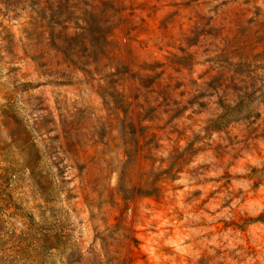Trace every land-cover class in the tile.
<instances>
[{"label":"rangeland","instance_id":"rangeland-1","mask_svg":"<svg viewBox=\"0 0 264 264\" xmlns=\"http://www.w3.org/2000/svg\"><path fill=\"white\" fill-rule=\"evenodd\" d=\"M0 208V264H264V0H0Z\"/></svg>","mask_w":264,"mask_h":264},{"label":"trees","instance_id":"trees-1","mask_svg":"<svg viewBox=\"0 0 264 264\" xmlns=\"http://www.w3.org/2000/svg\"><path fill=\"white\" fill-rule=\"evenodd\" d=\"M100 27H101V25H100ZM101 29H103V27H101ZM101 31H102V30H101ZM104 36H105V38H104ZM108 37H109V36H108ZM108 40H109V39H108ZM108 40H107V36H106V34H103V41H102V43L105 44V49H106L107 46H108ZM80 43H81V45H83V47H85V48L87 47V42H86V40H81ZM94 45H95V44H94ZM94 45H92L91 47H92V48H95ZM78 48H82V47L77 46V44L74 45V46H71L72 51H75V50H77ZM59 51H63V50H59ZM112 89H113V94L120 96V92L118 93V91H116V88H115V87H113ZM122 94H123L122 96H123L124 98H126V95H125L124 93H122ZM146 187H148V188H147V190H145V195H158V194H160V192H161V190H162V187H161V185H160L158 182L152 183L151 185L148 184V186H146ZM133 191H134V189L132 190V193H133ZM127 197H128L127 194H124V198H125L126 201L129 200ZM130 199H131V198H130ZM0 213H3V214H4L5 211H4L3 209L0 208Z\"/></svg>","mask_w":264,"mask_h":264}]
</instances>
